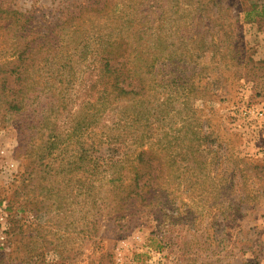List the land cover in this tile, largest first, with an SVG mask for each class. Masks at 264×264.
I'll return each instance as SVG.
<instances>
[{"label":"rangeland","instance_id":"1","mask_svg":"<svg viewBox=\"0 0 264 264\" xmlns=\"http://www.w3.org/2000/svg\"><path fill=\"white\" fill-rule=\"evenodd\" d=\"M10 1L47 26L81 4L117 13L86 18L80 29L92 43L125 39L147 61L143 68L138 61L140 77H133L146 87L145 145L169 139L178 161L173 176L162 164L161 200L122 210L113 198L105 209L112 214L92 227L83 198L54 170L67 143L50 155L47 131L28 124L36 117L33 97L26 115L1 112L0 264H264V0ZM11 46L0 29V63ZM77 72L80 97L56 117L65 139L70 115L85 100L86 77ZM121 111L120 104L103 119L120 133L117 146L126 132L142 136L134 127L121 130ZM103 132L102 123L95 137ZM50 188L61 190L59 201Z\"/></svg>","mask_w":264,"mask_h":264},{"label":"trees","instance_id":"2","mask_svg":"<svg viewBox=\"0 0 264 264\" xmlns=\"http://www.w3.org/2000/svg\"><path fill=\"white\" fill-rule=\"evenodd\" d=\"M91 16L118 19L117 13L105 11L104 7L88 8L81 4L79 10L58 16L52 26H47L36 21L34 15L19 11L10 0H0V29L6 31L13 51L0 63V113L26 115L29 110L27 100L33 97L36 117L28 124L38 133L42 129L47 131L44 148L50 155L54 150L61 154V144L67 143L63 149L65 161L62 159L54 170L59 174L65 172L70 193L74 198H83L86 216L94 219L88 223L95 227L100 217L112 214L105 209L113 198L117 199L122 210H130V203L139 202L149 207L161 200L162 164L170 167L173 176L178 160L175 144L169 139L145 145L149 143L145 136L149 135L151 128L143 117L144 113L149 114L143 99L146 87L139 82L134 84L133 77H140L137 74L138 61L142 68L147 61L137 58V51L125 39L100 40L98 44L88 40L80 28L81 23ZM83 63L86 65L82 66ZM77 66L86 77L83 83L85 100L79 111L70 115L71 123L64 131L65 139L62 133H57L56 117L80 97L75 88ZM120 104L122 118L118 125L121 130L134 127L138 132L141 130L142 136L133 138L126 132L129 138L117 146L115 143L120 141V133L113 134L115 129L105 125L103 119L113 114ZM102 123L106 129L102 134L106 136L97 138L95 129ZM186 142V151L195 157L193 140L186 139ZM68 145L74 146L70 156L66 154ZM161 149L166 151L164 155ZM202 165L207 164L203 162ZM187 170L193 171V168L188 164ZM48 195L59 201L61 190L50 188ZM56 207L61 209L60 204Z\"/></svg>","mask_w":264,"mask_h":264},{"label":"built area","instance_id":"3","mask_svg":"<svg viewBox=\"0 0 264 264\" xmlns=\"http://www.w3.org/2000/svg\"><path fill=\"white\" fill-rule=\"evenodd\" d=\"M264 113H263V111L261 110L260 112H258V115L259 116H262Z\"/></svg>","mask_w":264,"mask_h":264}]
</instances>
